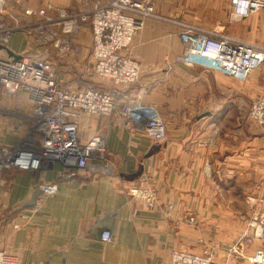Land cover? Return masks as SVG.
Listing matches in <instances>:
<instances>
[{"label": "crops", "instance_id": "obj_1", "mask_svg": "<svg viewBox=\"0 0 264 264\" xmlns=\"http://www.w3.org/2000/svg\"><path fill=\"white\" fill-rule=\"evenodd\" d=\"M46 1L70 9L84 2ZM96 1L109 0L90 4ZM157 11L164 19H146L125 50L141 64L138 81L115 86L100 79L99 87L122 92L127 105H155L167 127L166 140L154 142L144 132L128 129L120 113L83 112L80 139L103 135L104 160L60 179L58 191L33 206L25 204L38 182L56 181L62 165L55 162L38 172L5 171L0 207L20 213L18 226L0 233V248L14 251L20 264H170L175 249L199 253L209 246H216L218 264H251L230 246L251 212L246 197L264 175V129L248 118L250 102L264 93V68L241 81L214 69L207 58L187 65L179 28L170 21L185 15L184 10L167 0L157 3ZM207 27L263 43L264 10L242 19L223 15ZM27 46L36 48L22 32L15 33L10 55L22 54ZM72 49L64 54L51 49L50 59L63 84L79 89L94 65L90 26ZM9 109L22 110V104L0 103V145L5 146L27 127L20 124L21 115L5 114ZM150 187L157 199L152 209L132 192ZM192 215L197 224L185 222ZM104 230L111 233L110 241L101 238ZM256 249L247 247L245 255Z\"/></svg>", "mask_w": 264, "mask_h": 264}, {"label": "built area", "instance_id": "obj_2", "mask_svg": "<svg viewBox=\"0 0 264 264\" xmlns=\"http://www.w3.org/2000/svg\"><path fill=\"white\" fill-rule=\"evenodd\" d=\"M11 1L0 0V97L26 95L32 106L33 132L28 143L0 145V179L11 168L38 172L44 166L60 163L62 170L56 181L38 182L37 203L41 204L42 198L58 191L60 179L74 177L104 160L107 145L103 135H92L86 142L80 139L83 112L104 116L120 113L128 129L142 131L154 142L166 140L167 127L155 105L124 104L122 92L87 84L83 80H80L82 87L79 89L64 85L49 54L50 49L59 53L69 49L82 26L88 25L92 30L94 58L91 74L115 86L132 85L138 81L141 64L125 50L132 45L146 19H164L157 11V3L167 0L85 2L82 8L75 10L46 4L25 6L22 12L15 11L10 6ZM231 6L232 16L242 19L264 10V0H232ZM174 23L179 28L187 65H193L197 57L207 58L214 69L241 81H245L253 70L264 66V42H247L184 21ZM17 32H22L36 47L24 51L19 59L10 55V44ZM249 117L264 128V94L252 101ZM132 192L144 198L148 208L156 206L153 188L133 189ZM248 203L253 207L255 217L252 223L256 227L254 237L261 238L264 235V182L261 194L249 196ZM185 222L197 224V218L192 215ZM101 238L110 241L112 236L104 230ZM251 239V234L243 232L231 251L245 256L252 264H264L262 249L245 255ZM216 258V246L204 248L199 253L175 249L170 264H218ZM0 264H20L19 256L14 251L0 248Z\"/></svg>", "mask_w": 264, "mask_h": 264}, {"label": "rangeland", "instance_id": "obj_3", "mask_svg": "<svg viewBox=\"0 0 264 264\" xmlns=\"http://www.w3.org/2000/svg\"><path fill=\"white\" fill-rule=\"evenodd\" d=\"M83 1H84L83 3L77 4V5H72V7L74 6L75 9H79V8H82L84 6L85 2L89 3V4L91 3L90 0H83ZM173 1H175L184 10V14H185V15L178 16L176 19H170V21L173 23L175 21L176 22L184 21V22H188V23L194 24V25L202 27V28H206L208 30H213V29L207 27V25H209V24L216 25L217 22L221 19V17L223 15H229L230 13L232 15V6H231L232 0H173ZM46 4L56 5L52 2L47 3L46 0H20V1L12 0L10 2V6L15 11H21V12L23 11L25 6L40 7V6H45ZM56 6H58V5H56ZM64 7H66V6H64ZM74 8L73 9L69 8V9L75 10ZM162 17H164V16H162ZM165 18L167 19V17H165ZM85 27H88V26L87 25L82 26L81 30L75 35L71 46L69 47V49L65 50L64 53H67L70 50H73L72 49L73 44L75 43V41H77L79 35L81 34V31ZM242 40H244V39H242ZM245 41H247V40H245ZM30 47L31 46H29V47L27 46L26 47L27 49L26 48L25 49L28 51L32 48V47L31 48ZM64 53H62V54H64ZM49 55H51V52ZM49 58H50V56H49ZM58 66L61 67V62H58ZM261 67L264 68V66H261ZM92 68L89 70L87 78L85 80L84 79H82V80L87 84L100 86V84H101L100 78H98L94 74H91ZM56 70H58L57 67H56ZM262 94H264V93H262ZM261 95H259V96H261ZM259 96H257L256 98H258ZM252 101L250 102V104L248 106V118L249 119H250L249 110H250V106H251ZM14 102H18V103L22 104V110L11 111V109H9L6 111L5 114H11L12 113V114L21 115L20 124L21 125L25 124L27 127H26V130L21 129V127L19 128L21 130L16 132V135H15L16 138L14 139V141L7 144V145H11V146H15L17 144L20 145V144L28 143L29 141H31V132H32V127H30V131H29L30 122L32 123V121L30 120L31 105H30L28 98L18 97V95L15 97H7L4 95H1V97H0V103L11 104ZM7 108H9V107H7ZM17 115H16L15 119L18 120L19 118ZM260 128H262V127H260ZM262 129H264V128H262ZM2 142H3V139H2V141H0V143H2ZM263 182H264V175L262 176L261 180L258 183L257 190L254 193H251L250 195H248L246 197L247 202H248L249 196H258L261 194ZM249 206H250V204H249ZM249 209L251 212H250V215H248V216L245 214L247 217L245 219L244 228L242 230V233L247 231L252 236L251 243L247 244L248 245L247 247H253L254 246V247H257L258 249L264 250V235L261 238L254 237V234L256 232V227H253L252 223L255 220L254 219L255 217L253 216V211H252L253 207L250 206ZM246 210H247V207H246ZM19 211H20V209L15 210V209L11 208V210H10V208L0 207V233L4 232L5 228H7V227L12 226V228H14V229L16 228V224L19 222L15 221V219L17 218L18 214L20 213ZM236 240L234 241V243L236 242ZM234 243L230 246L231 248L234 245Z\"/></svg>", "mask_w": 264, "mask_h": 264}, {"label": "water", "instance_id": "obj_4", "mask_svg": "<svg viewBox=\"0 0 264 264\" xmlns=\"http://www.w3.org/2000/svg\"><path fill=\"white\" fill-rule=\"evenodd\" d=\"M12 55L15 56L16 59H19L21 57L20 55H17V54H12ZM39 195H40V189L37 188L34 191L31 200H29L28 202H26L25 206H33V205H35L36 200L39 197Z\"/></svg>", "mask_w": 264, "mask_h": 264}]
</instances>
